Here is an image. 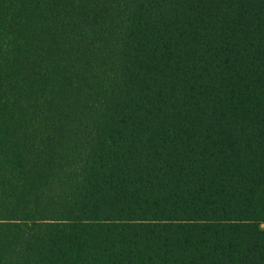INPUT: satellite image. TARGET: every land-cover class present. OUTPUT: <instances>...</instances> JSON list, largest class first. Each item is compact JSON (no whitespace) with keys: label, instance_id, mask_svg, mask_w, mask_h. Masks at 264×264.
Wrapping results in <instances>:
<instances>
[{"label":"trees","instance_id":"16d2710c","mask_svg":"<svg viewBox=\"0 0 264 264\" xmlns=\"http://www.w3.org/2000/svg\"><path fill=\"white\" fill-rule=\"evenodd\" d=\"M0 264H264V0H0Z\"/></svg>","mask_w":264,"mask_h":264}]
</instances>
